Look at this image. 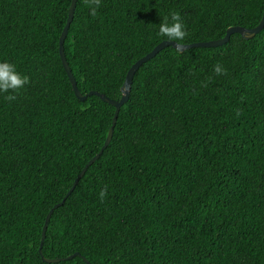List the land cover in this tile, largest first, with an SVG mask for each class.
Listing matches in <instances>:
<instances>
[{
    "label": "trees",
    "instance_id": "1",
    "mask_svg": "<svg viewBox=\"0 0 264 264\" xmlns=\"http://www.w3.org/2000/svg\"><path fill=\"white\" fill-rule=\"evenodd\" d=\"M72 1L0 0V61L29 79L0 95V264H47L46 217L114 118L98 96L77 98L63 66ZM173 12L187 33L177 43H205L256 28L264 0H101L94 16L78 0L65 51L79 91L119 101L130 68L167 41L159 23ZM130 97L110 146L54 211L43 256L264 264V30L217 48L167 47L136 73Z\"/></svg>",
    "mask_w": 264,
    "mask_h": 264
},
{
    "label": "water",
    "instance_id": "2",
    "mask_svg": "<svg viewBox=\"0 0 264 264\" xmlns=\"http://www.w3.org/2000/svg\"><path fill=\"white\" fill-rule=\"evenodd\" d=\"M77 3H78V0L72 1L70 11H69L68 20H67V24L63 30V33H62V36L60 39V56H61L63 65H64L65 70H66V72H67V74L71 80L75 94L79 100H81L82 102H85L89 96L96 95V96L100 97L104 102L114 106L116 108V112L114 115L112 125L109 129L107 139L105 141L104 146L100 150V152L92 160H90L88 162V164L84 167V169L82 170V172L79 174L78 178L76 179L73 187L68 192L65 199L63 200V202L56 204L54 206V208L51 209L50 212L48 213V215L46 217L45 225L43 228V232H42V242H41V246H40V250H39L41 255H42V248H43V245H44V242L46 239V234H47V230L49 227V223L51 221V218H52L54 211L64 205V202L73 193V191L75 190V188L79 184L80 180L84 177V175L86 174L88 169L100 159V157L102 156L104 151L111 144V141H112L113 136H114L115 127H116V124L118 121L119 113H120L122 107H124L129 102L134 77H135L136 73L140 70V68L144 64H146L148 61L155 58L162 50H164L167 47H173L176 50H178L180 53H184L185 51H188V50L194 49V48H217V47H222L224 45H227L230 42L232 35H234V34L241 35L242 38H244L245 40H252L253 38H255L258 34H260L264 30V16H263L262 21L260 22V24L256 28L245 29L242 27H232V28L228 29L227 34L223 39H220L217 41L205 42V43L204 42L203 43H194V44H187V45H177L174 42H168V41L162 42L150 54H148L144 58L140 59L138 62H136L132 66V68L129 70V72L126 76L125 83L122 87V98L120 101L117 102V101H113V100L109 99L105 95L100 94L98 92H91L90 94L83 96L78 89V84L76 82V79H75L72 71H71V68L69 66V63L67 61L66 54H65V40L68 36L69 29H70L71 24L73 23V20L75 17V10L77 7ZM42 257H43V255H42ZM75 257H81V258H83V260L85 262L90 264L88 262V260L86 258H84L83 256H81L79 253H76V254H74L68 258H65V259H46L43 257V260H44V262H46L48 264H57V263H60V262L66 261V260L74 259Z\"/></svg>",
    "mask_w": 264,
    "mask_h": 264
},
{
    "label": "clouds",
    "instance_id": "3",
    "mask_svg": "<svg viewBox=\"0 0 264 264\" xmlns=\"http://www.w3.org/2000/svg\"><path fill=\"white\" fill-rule=\"evenodd\" d=\"M86 3L90 9V14L91 15H96L97 9L100 7L101 4V0H86ZM70 11V10H69ZM76 11V10H75ZM69 16V14H68ZM171 16V20H163L159 23V28H158V34L162 37V38H167L168 42H174L177 45H180L179 41H182L185 36H186V30L184 28V25L181 21V16L178 12H173L170 14ZM75 18V17H74ZM68 20V19H67ZM74 21V20H73ZM72 25V24H71ZM70 30V29H69ZM69 33V32H68ZM62 36V35H61ZM61 39V38H60ZM66 41V40H65ZM151 53V52H150ZM149 53V54H150ZM66 54V51H65ZM147 56V55H146ZM67 58V56H66ZM144 58V57H143ZM142 59V58H141ZM62 60V59H61ZM68 61V60H67ZM139 61V60H138ZM137 61V62H138ZM149 62V61H148ZM63 63V62H62ZM64 66V65H63ZM70 66V65H69ZM65 68V67H64ZM132 68V67H131ZM130 68V69H131ZM72 71V70H71ZM214 71L217 73V75L222 74L225 69H223V67L220 64H217L214 68ZM129 72V71H128ZM128 74V73H127ZM68 75V74H67ZM74 75V74H73ZM69 77V76H68ZM75 77V76H74ZM70 79V78H69ZM76 79V78H75ZM126 80V79H125ZM71 81V80H70ZM29 79L27 76H23L18 70L17 67L15 66V64L10 63L8 61H0V95H3L5 93H11L14 92L17 89L23 88L26 84H28ZM77 82V81H76ZM125 83V82H124ZM72 84V83H71ZM124 85V84H123ZM73 86V85H72ZM123 87V86H122ZM122 90V89H121ZM132 90V89H131ZM96 92V91H93ZM91 93V92H90ZM89 93V94H90ZM99 93V92H98ZM82 94V93H81ZM101 94V93H100ZM83 95V94H82ZM104 95V94H103ZM86 96V95H83ZM94 96V95H93ZM96 96V95H95ZM106 96V95H105ZM131 96V94H130ZM91 97V96H89ZM88 97V98H89ZM107 97V96H106ZM8 100H13L14 96L9 94L5 97ZM100 98V97H99ZM109 98V97H108ZM131 98V97H130ZM101 99V98H100ZM110 99V98H109ZM102 100V99H101ZM112 100V99H111ZM121 100V99H120ZM119 100V101H120ZM81 101V100H80ZM103 101V100H102ZM115 101V100H113ZM130 101V99H129ZM82 102V101H81ZM104 102V101H103ZM118 102V101H117ZM106 103V102H104ZM129 103V102H128ZM127 103V104H128ZM108 104V103H106ZM126 104V105H127ZM110 105V104H109ZM112 106V105H111ZM114 107V106H113ZM115 108V107H114ZM123 108V107H122ZM122 110V109H121ZM115 112H116V108H115ZM121 112V111H120ZM120 114V113H119ZM115 115V113H114ZM114 119V118H113ZM119 119V116H118ZM113 122V121H112ZM118 123V121H117ZM112 125V124H111ZM117 125V124H116ZM111 127V126H110ZM116 128V127H115ZM110 129V128H109ZM109 132V131H108ZM115 134V131H114ZM108 136V134H107ZM114 137V136H113ZM107 139V138H106ZM113 140V139H112ZM106 141V140H105ZM112 142V141H111ZM105 144V142H104ZM103 144V146H104ZM102 146V147H103ZM110 146V145H109ZM108 146V147H109ZM102 149V148H101ZM100 149V150H101ZM107 150V149H106ZM105 150V151H106ZM104 151V152H105ZM100 152V151H99ZM104 154V153H103ZM102 154V155H103ZM102 157V156H101ZM100 157V158H101ZM94 158V157H93ZM92 158V159H93ZM91 159V160H92ZM88 164V163H87ZM86 164V165H87ZM94 165V164H93ZM89 170V169H88ZM82 172V171H81ZM85 176V175H84ZM76 189V188H75ZM68 194V193H67ZM66 194V195H67ZM106 194V190H102L100 192V197L103 198ZM66 197V196H65ZM64 197V199H65ZM70 197V196H69ZM68 197V198H69ZM67 198V199H68ZM63 199V200H64ZM66 199V200H67ZM63 202V201H62ZM65 203V202H64ZM41 254V253H40ZM76 254V253H75ZM80 254V253H79ZM43 255V253H42ZM41 255V256H42ZM74 255V254H73ZM81 255V254H80ZM72 256V255H71ZM82 256V255H81ZM44 257V256H43ZM42 257V258H43ZM70 257V256H68ZM66 257V258H68ZM45 258V257H44ZM76 258V257H75ZM81 258V257H80ZM85 258V257H84ZM65 259V258H63ZM83 259V258H82ZM72 260V259H71ZM66 261H70V260H66ZM65 262V261H63ZM89 262V261H88ZM87 263V262H86ZM90 263V262H89ZM48 264V263H47ZM88 264V263H87Z\"/></svg>",
    "mask_w": 264,
    "mask_h": 264
}]
</instances>
